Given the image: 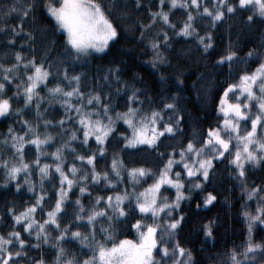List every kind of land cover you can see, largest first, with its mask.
<instances>
[{
	"label": "snow or ice",
	"instance_id": "snow-or-ice-1",
	"mask_svg": "<svg viewBox=\"0 0 264 264\" xmlns=\"http://www.w3.org/2000/svg\"><path fill=\"white\" fill-rule=\"evenodd\" d=\"M156 2L155 9L148 6V22H136L139 30V37L136 38L140 42L146 40L145 32L159 22L171 28L176 36H195L206 53L214 46L213 33L206 30L201 34L196 27L197 18L207 16L211 27L215 28L226 14H235L239 9L248 11V21L256 17L264 20V0H211V6L206 0ZM133 4L136 10L145 7L142 0H133ZM41 5L53 20L54 28L63 32L68 54L73 61L86 60L94 52L103 53L110 42L115 43L120 39L117 24L108 14L115 4H109L106 8L99 0H4L0 8V36L5 38L12 50L9 52L6 49L0 53V118L7 119L14 114L23 130H17L14 124L9 123L7 129L0 133V169L3 170L0 184L14 182L17 190L24 184L29 192L35 194V198L19 211L14 207L7 209L11 214L12 226L6 233L0 232V264H195L192 249L184 247L176 239L185 219V213L180 211L181 202L192 200V191L202 189L210 178L214 162L221 159L235 167L233 174L243 185L241 191L247 199L256 197L257 205L254 211L243 212L247 219L246 240L239 250L237 247L228 249L226 258L220 264H264V241L254 240L252 235L255 223L264 225V185L250 187L245 179L246 165L255 166L264 162V55L260 56V62L254 68L239 71L237 79L222 88L216 107V111L223 115L222 120L204 129L201 139L188 138L183 146H169L166 151L160 152L159 142L162 138L176 136L183 131L182 116L175 103L176 94L173 93L172 99L163 103L162 108L153 106L150 97L138 95L141 89L134 83L122 80L118 75L122 70L121 64L115 62L109 64L101 77L97 78L105 83L115 82L118 85L115 90L106 91L97 83L81 91V79L85 74H69L63 61L58 73H62L61 78L68 87L59 80L49 86V77L56 78L57 75L50 72L52 61H47L45 66L43 59L37 63L35 55L20 50L25 46L30 52L36 50L35 32L24 25L29 20L35 23L34 14ZM177 8L185 10L179 25L170 18L172 10ZM121 15L127 13L122 12ZM13 17L17 22L8 23ZM20 35L27 39L20 40L17 45ZM160 36L163 37L164 47H169V34L164 27L147 39V46L153 51L150 63L157 71L158 64L167 61L162 41L158 38ZM256 55L255 50L250 49L244 59ZM9 58L12 62L5 63L4 60ZM234 58H238L237 53L228 50L226 54L219 55L217 61L227 62L231 69ZM164 79L161 73V83ZM8 87L16 89L11 96L5 94ZM41 87L46 95L41 94ZM126 89L129 94L121 111L115 107L113 95ZM21 97L23 105L14 107L12 99ZM74 100L79 102L74 103ZM146 100L148 110L144 107ZM42 101L46 105L59 103L64 115L58 120L47 119L46 110H41ZM33 104L34 119L24 118V110ZM165 109L170 112L167 119ZM117 121H123L130 130V134L119 133L125 147L148 145L156 148L161 158L167 157L161 160L156 171L143 165L128 167L115 152L108 169H97V156L103 159L106 154V142ZM73 122L76 127L71 126ZM242 122L244 127L241 126ZM50 127L58 128L59 132L49 131ZM57 136H60L59 143H56ZM89 138H93L95 148L87 147ZM76 141H80L89 154L78 153L73 147ZM52 143H56V146L49 153L47 149ZM25 145L35 147L32 160L25 159ZM66 150L75 154L74 160L86 162L89 168L78 169L76 163H69L65 168ZM48 156L55 162L42 163L41 157L46 160ZM33 168L39 174V192L36 191L37 182L31 177ZM50 172L58 174L59 187L54 186L55 200L44 218L37 219V209L43 212L45 208L48 193L44 191V181L50 178ZM80 172L83 174H78ZM125 173L131 186L124 184ZM21 174L23 180L19 179ZM149 175L152 181L138 190L140 182ZM101 180L107 186L120 187V190L93 196L87 185H98ZM186 180L192 181L187 185L188 191L184 190ZM74 185L79 187L80 195L88 193L92 196L91 206H85L77 196L73 202L72 219L62 224L61 216L69 199L68 193ZM162 186H171L174 196L162 194ZM202 199L204 205H209L216 200V196L213 192H207ZM200 206L197 202L196 207ZM129 217H132L129 226L134 230V237L124 235L118 238L114 235V221L128 220ZM149 217L151 222H148ZM73 222L84 224L86 231L72 227ZM48 227H54L56 234L52 235ZM98 229L102 239H97ZM203 229L205 235L211 237L212 222H205ZM25 236L28 238L25 239ZM66 241L78 242L91 255L77 256L65 247ZM45 246H50L55 253L51 260H46L42 252L38 257L29 255L28 250L39 251Z\"/></svg>",
	"mask_w": 264,
	"mask_h": 264
},
{
	"label": "trees",
	"instance_id": "trees-1",
	"mask_svg": "<svg viewBox=\"0 0 264 264\" xmlns=\"http://www.w3.org/2000/svg\"><path fill=\"white\" fill-rule=\"evenodd\" d=\"M99 2L106 8L109 4H115V7L108 14L114 23L117 24L120 31V39L115 41V43L110 42L109 48L103 53L94 52L86 60H71L63 32L54 28L53 20L43 10L42 5L37 8L34 14L35 23L29 20L24 25L25 28H31L35 32L36 50L35 52H30L27 46L20 50L29 55H35L37 63L43 59L45 66H47V61H52L50 72L57 75L56 78L49 77V86L59 80L66 88L68 87L61 78L62 73H58L61 68V61H63L68 68L69 74L74 72L85 74L81 79V91H86L87 88L93 87L97 83L101 84L106 91L115 90L118 86L115 82L105 83L102 79H97L101 77L109 64L115 62L121 64L122 70L118 75L121 76L122 80L134 83L137 88L141 89L138 95L142 98L150 97L153 106L162 108V104L169 102L172 99V94L175 93V103L182 116L183 131L176 136L162 138L159 142L160 152L166 151L169 146L181 147L188 138L201 139L204 129L210 125H215L218 120H222V114L216 111L219 93L222 88L226 83L234 82L239 71L254 68L260 62V56L264 55V20L256 17L252 21H248L246 19L248 11L237 9L235 14H226L222 21L217 22L215 28L211 27L207 16L197 18L196 27L201 34L206 30L213 33L214 46L205 53L195 36H176L171 28L159 22L145 32L146 40L144 42H140L136 38L139 37L137 20H141L144 23L148 22L150 18L148 6L155 9L157 6L156 0H142L145 7H141L139 10H136L133 0H99ZM206 2L211 6V0H206ZM3 5L4 0H0V8ZM165 8H167V4H165ZM122 12L127 13V15L122 16ZM184 16L185 10L179 8L173 9L170 14V18L177 25H179ZM7 22L14 24L17 20L13 17ZM161 27H164L169 34L168 43L170 46L164 47L163 37H158L162 41V50L167 56V61L163 64H158L159 70L157 71L152 68L150 63L153 51L147 46V39L152 38ZM22 39L26 40L27 37L20 35L16 44L19 45V41ZM6 49L9 52L12 50L6 44L5 38L0 36V53ZM250 49L255 50L257 55L244 59ZM228 50L235 51L238 56V58L233 59L231 69L227 62L220 63L217 61V57L226 54ZM4 62L10 63L12 61L9 58L5 59ZM21 71L23 70L21 69ZM161 73L165 76L162 83L160 81ZM133 77H135V80H133ZM39 90L42 95H46L43 87ZM15 91L14 87H8L5 94L11 96ZM127 94L129 93L126 89L113 95V103L121 111L124 110ZM11 102L14 107L23 105L22 97L18 100L14 98ZM73 102L78 103L79 101L74 100ZM144 107L145 110H148L149 104L147 100ZM41 110H46V118L51 120H58L60 116L64 115L63 108L59 103L46 105L42 101ZM34 111L35 105L33 104L31 108L24 110V118L34 119ZM169 115V110L165 109V118H168ZM9 123L14 124L17 130H23L22 126L17 122V117L12 114L7 119L0 118V133L7 129ZM71 126L76 127L74 122L71 123ZM48 130L53 133L59 132L56 127H50ZM119 133L129 134V129L123 121H117L113 133L106 142L107 151L103 159L97 156L96 164L98 170L109 168L114 152L119 153L124 164L128 167L143 165L151 167L154 171L160 166L161 160L167 158L166 156L163 158L158 156L154 147H125L123 137ZM59 142L60 136H57L56 143ZM56 143H52L47 149L49 153L55 148ZM73 147L76 148L78 153L89 154L80 141L74 142ZM87 147L95 148L93 138H89ZM24 155L26 160H32L35 156V147L25 145ZM65 155L67 157L65 168L69 163H76L77 167L81 166L85 170L89 168L86 162H83L82 165L81 162L74 160V153L66 150ZM41 162L54 163L55 161L51 156H48L46 160L41 157ZM234 172L235 167L229 165L227 160L216 161L213 169L210 170V178L204 183L202 189H194L192 191V200L181 202L180 211L185 213V219L182 222V227L177 232L176 239L184 247L192 249L195 264H210V262L220 264L226 258L228 249L237 247V250H239V246L246 240L248 235L247 219L244 217L243 212L245 210L254 211L257 205V198H246L245 193L241 191L243 185L233 174ZM31 177L37 182L36 191L39 192V174L35 168L32 169ZM2 179L3 170L0 169V180ZM19 179L23 180L22 174ZM151 179L152 177L149 175L142 180L138 190L139 187H144L147 183H150ZM245 179L250 187L255 184L264 185V162L255 166L246 165ZM188 182L189 180L185 181V183ZM124 184L131 186L127 180L126 173ZM54 186L59 187L58 174L50 172V178H45L44 181V191L48 193V197L51 199L45 198L43 212L39 208L37 209V219L44 218L48 207L54 203ZM87 186L91 188L93 196L95 194L106 195L109 191L120 190V187L114 188L105 185L103 180L98 185L89 184ZM164 191H170V197L174 196L170 189L169 191ZM185 191H188V189H185ZM207 192H213L216 200L209 205H204L202 198ZM68 196L69 199L61 216L62 224L72 219V212L75 207L73 202L77 196L80 197L85 206H91L92 196H89L88 193L80 195L79 187L76 185ZM34 198L35 194L29 192L24 184H21L19 190L15 188L14 182H10L8 185L0 184V232L6 233L12 226L11 214L8 213L7 209L14 207L19 211L26 204L33 202ZM197 202L201 205L199 208L196 207ZM100 206L103 207V204ZM173 216H175V213H173ZM131 219L132 217H129L128 220L120 219L119 221H114L116 229L114 235L118 238L124 235L130 238L134 237V230L129 226ZM208 221L212 222L213 231L211 237L206 236L203 229L204 223ZM76 225L73 222L71 226L76 227ZM79 225L85 227L84 224ZM47 230L52 235L56 234L54 227H48ZM252 235L254 240L264 241V225L259 222L255 223ZM24 238L27 239L28 237L25 236ZM97 239H102L99 229L97 230ZM65 247L71 249L77 256H87L86 248L81 247L78 242L66 241ZM169 247H171V243H169ZM28 252L30 256L37 257L42 252L46 260H51L55 255L50 246H45L39 251L28 250Z\"/></svg>",
	"mask_w": 264,
	"mask_h": 264
},
{
	"label": "rangeland",
	"instance_id": "rangeland-1",
	"mask_svg": "<svg viewBox=\"0 0 264 264\" xmlns=\"http://www.w3.org/2000/svg\"><path fill=\"white\" fill-rule=\"evenodd\" d=\"M106 50H107V49H106ZM106 50H105V51H106ZM97 53H98V52H97ZM230 98H231V97H230ZM242 100H243V97L241 98V102H242ZM254 110H255V107L253 106V111H254ZM166 119H167V118H166ZM222 119H223V115H222ZM241 126L244 127L243 122H242V125H241ZM129 134H130V130H129ZM138 146H148V145H138ZM148 147H152V146H148ZM221 160H222V159H221ZM215 162H216V161H215ZM215 162H214V163H215ZM81 164L83 165V163H81ZM81 164H80V165H81ZM174 167H175V166H174ZM78 169H84V168H82L81 166H79ZM179 170L182 171V169H179ZM78 174H83V172H80V173H78ZM197 178H199V176H198ZM151 181H152V179H151ZM191 182H192V181L189 180L188 183H185V189H188V188H187V185H188L189 183H191ZM74 186H75V185H74ZM74 186H73V187H74ZM72 189H73V188H72ZM72 189H71V190H72ZM169 189L172 191V193H173V195H174V194H175V193H174V189H172L171 186H162V194H167V195L170 197V191H169ZM185 189H184V190H185ZM71 190H70V191H71ZM164 190H167V191H169V192H165ZM70 191H69V192H70ZM68 194H69V193H68ZM150 221H151V218L149 217V218H148V222H150ZM76 227H80L82 231H86V228H85V227H81V225H79V226L76 225ZM86 251H87V255H91V253H90L87 249H86Z\"/></svg>",
	"mask_w": 264,
	"mask_h": 264
}]
</instances>
